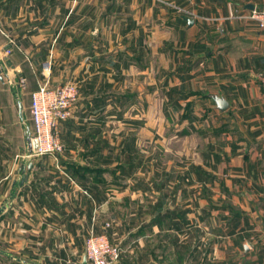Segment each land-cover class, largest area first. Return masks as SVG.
<instances>
[{
    "label": "crops",
    "instance_id": "0c3cea01",
    "mask_svg": "<svg viewBox=\"0 0 264 264\" xmlns=\"http://www.w3.org/2000/svg\"><path fill=\"white\" fill-rule=\"evenodd\" d=\"M132 1L147 13L150 8L152 27L155 0ZM166 2L191 16L168 11L165 23L175 31L169 29L162 35L163 51L156 70L154 34L147 20L144 26L140 18H120L113 30L108 28L111 19L106 15L86 23L89 28L93 24L94 37L84 38L91 41L88 49L97 57L66 67L72 77L84 80L73 116L59 125L64 143L61 153L26 156V134L20 133L9 89L5 87L6 94L0 95V132L8 133L13 125L12 143L7 146L17 145L0 146V205L5 203L0 229L18 244L33 234L34 243L48 247L50 264L68 262L91 229L104 230L107 207L120 200L123 184L153 181L154 163L141 157L142 147H154L157 133L167 145L177 136L178 147H195V156L200 155L194 158L198 167L208 169L218 182L236 186L234 195L243 207L235 228L241 234L237 259L241 264H264V88L259 81L264 72V28L246 16L264 0ZM50 7L56 10V1L51 0ZM187 17L194 22L189 23ZM73 21V17L65 19L68 25ZM38 35L34 38H46ZM70 39L73 45L75 40ZM84 48L81 42L78 49ZM153 72L159 73L160 81H155ZM157 85L168 107L155 128ZM29 86L31 99V92L38 88L33 78ZM215 95L229 102L227 108H219ZM19 100L22 103L16 96L18 104ZM138 103H143V112L135 110ZM169 103L176 108L171 109ZM176 112L174 128L170 120ZM144 169L151 171L142 177ZM130 194L139 196L135 190ZM62 249L68 254H62ZM84 255L83 251L81 264Z\"/></svg>",
    "mask_w": 264,
    "mask_h": 264
},
{
    "label": "rangeland",
    "instance_id": "374dc122",
    "mask_svg": "<svg viewBox=\"0 0 264 264\" xmlns=\"http://www.w3.org/2000/svg\"><path fill=\"white\" fill-rule=\"evenodd\" d=\"M50 1L0 0V95L6 94L5 87L9 89L21 134H26L28 126L31 131L34 130L30 111L31 78L38 87L69 80L77 82L79 87L83 84L84 78L72 77L66 67L74 66L79 60L91 62L96 59L95 55L97 57L93 50L88 49L93 46L90 38L94 37L93 24L90 28L86 27L89 20L94 23L98 16L106 15L111 19L108 27L111 30L120 18L124 21L140 18V24L144 26L147 20V28H152L154 34L153 65L156 70L163 51L162 35L169 29L171 32L174 30L165 23L168 11L171 10L176 15L191 16L189 11L172 2L155 0L151 27L150 8L147 13L145 7L132 0H54L56 10L55 7H50ZM119 6L121 8H117ZM53 17L57 20L51 24ZM66 17H73V23H65ZM40 33L45 34L46 38L35 39L34 35ZM84 37L90 39L88 43V38ZM70 38L75 40L73 45ZM81 42L85 50L78 49ZM108 57L107 55L106 58ZM54 74L57 75V80H51ZM153 74L155 81H160L159 73ZM1 80L5 81L4 85ZM154 92L156 128L158 123H162L161 117L166 114L168 106L160 85L155 86ZM16 96L23 103V114ZM169 105L171 109L176 108L175 103ZM137 107L135 110H145L143 103H138ZM173 115L174 120H170V123L175 128L178 123L177 112ZM172 127L170 129L175 133ZM10 129L15 128L12 125ZM11 130L8 133L0 132L1 147H17L11 144ZM167 131L166 127L164 132ZM155 135L154 147H142L141 157L150 165L154 163V175L150 172L153 181L138 185L123 184L122 197L111 202L106 210L104 227L107 228L110 239L121 246L120 258L114 264H241L237 259L240 246L236 245L241 234L235 228H238L243 207L241 200L235 198L236 186L228 187L218 182L217 176L208 169L198 167L194 158L200 159V155L195 156V147H178L177 136H173V133H169V136H173L169 145L162 140L161 134ZM7 142H11L10 145L7 146ZM129 153L135 158L138 156L135 152ZM149 169H144L145 174L140 175H149ZM125 174L128 175L129 172ZM124 179L123 177V181L127 180ZM129 181L131 180L127 183ZM132 190L139 195L137 198L130 194ZM4 205L5 203L0 205V210ZM133 212L137 213L132 215ZM1 220L0 211V225ZM7 235L0 229V264H50L48 247L34 243L33 234L21 244L11 237L8 239ZM85 239L74 258L69 257L68 262L59 264H81ZM65 251L66 249H62V254H68Z\"/></svg>",
    "mask_w": 264,
    "mask_h": 264
},
{
    "label": "built area",
    "instance_id": "2783aa9c",
    "mask_svg": "<svg viewBox=\"0 0 264 264\" xmlns=\"http://www.w3.org/2000/svg\"><path fill=\"white\" fill-rule=\"evenodd\" d=\"M246 16L256 20L264 28V4L252 8ZM259 81L264 88V72L260 73ZM79 93L78 83L71 80L55 85H40L31 92L30 111L34 123L32 136L39 143L38 150L32 156L57 155L63 151L59 125L73 116ZM106 229L105 227L103 231L97 232L93 228L87 235L85 255L88 264H114L119 260L121 246L110 239Z\"/></svg>",
    "mask_w": 264,
    "mask_h": 264
},
{
    "label": "water",
    "instance_id": "95a60500",
    "mask_svg": "<svg viewBox=\"0 0 264 264\" xmlns=\"http://www.w3.org/2000/svg\"><path fill=\"white\" fill-rule=\"evenodd\" d=\"M187 20L189 21V23H193L194 22V20L192 18H189V17H187ZM0 71H2V67L1 66H0ZM214 98L217 101V104H218L220 109H225L229 105V102L222 96L215 95ZM19 107H20V109L22 111L23 110V105L20 102V100H19ZM25 140H26V145H27L26 148H25L27 156L31 157L32 154L34 153V151L38 150L39 143H38L37 138H34L32 136V131H31V128L29 126L26 129ZM32 166H33V160H30L29 163H28V169L31 170ZM25 177H27V175ZM248 248H249V246L246 245V249H248ZM82 264H88V259H87L86 255H84V259H83Z\"/></svg>",
    "mask_w": 264,
    "mask_h": 264
}]
</instances>
